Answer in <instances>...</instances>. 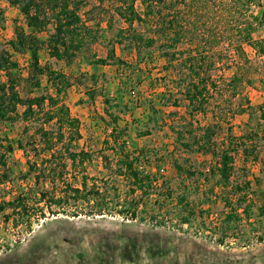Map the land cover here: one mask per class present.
<instances>
[{
	"label": "rangeland",
	"instance_id": "1",
	"mask_svg": "<svg viewBox=\"0 0 264 264\" xmlns=\"http://www.w3.org/2000/svg\"><path fill=\"white\" fill-rule=\"evenodd\" d=\"M82 2L79 14L98 36L90 51L102 58L103 43L113 40L115 30L122 24L112 13L113 0ZM223 10L216 4L208 15L212 18ZM249 12L261 20L251 30L252 40L263 39L264 2L251 6ZM209 22L204 35L216 30L223 39L207 53V60L213 61V65L207 64L210 69L206 71L214 88L206 95L205 111L192 117L182 99L185 70H179L180 57H163L162 52L171 49L164 48L163 41L149 27L135 29L143 37L153 38V45L140 49L138 55L122 48L126 43L115 45L116 55L122 61L118 64L88 65L80 54L65 65L54 61L41 47L38 64L61 71L69 82L61 100L70 116L78 121L76 150L90 155L84 163L85 174L95 179L100 188L99 180H114L112 152L116 143L110 137V127L101 121L107 119L97 93L102 91L109 100L108 111L116 113L118 126L126 130V136H119L117 142L124 141L132 151L144 150L149 157L156 154V162L152 161L155 165L148 171L156 174L161 199L166 190L171 192V198L158 207L152 202L157 196L150 197L132 220L107 211L95 216L83 212L71 215L68 212L73 207L67 203L56 207L54 216L44 213L42 219H35L32 211L27 215H10L3 205L8 198L17 194L31 198L34 191L49 188L48 184L35 187L31 175L26 174V159L33 158V150L40 153L34 128L43 121L42 117H33L0 123V137L10 140L12 145L6 157L7 178L0 184V264H264V224L256 211L264 195V126L255 110L264 100V57L243 44L248 63L242 72L244 80L234 90L229 89L226 81L238 63L233 53L235 39L227 37L229 33L220 23L216 25L212 19ZM16 25L24 26L18 10L0 0V49H7L6 43ZM46 35V31L38 34L39 40L44 42ZM185 44L178 45L176 50L187 48ZM9 54L17 63L15 89L22 100L51 93L44 75L33 77L27 54ZM90 90L95 92L92 102L86 96ZM21 110L18 107V112ZM214 123L218 126L211 138L215 147L229 146L234 150L230 184L248 183L243 205L250 206L249 219L240 216L239 222L227 228L221 224L227 212L223 191L218 187L210 191L215 181L207 172L213 159L192 143V138L201 134L202 126ZM16 141L23 149L15 146ZM182 143H191L190 148H183ZM244 146L253 149L255 160L243 156ZM174 163L180 170L173 167ZM67 179L74 184L71 175ZM115 186L121 193V182L115 179ZM56 192L59 194L58 189ZM179 194L194 212L189 224L180 222L182 209L174 202Z\"/></svg>",
	"mask_w": 264,
	"mask_h": 264
},
{
	"label": "trees",
	"instance_id": "2",
	"mask_svg": "<svg viewBox=\"0 0 264 264\" xmlns=\"http://www.w3.org/2000/svg\"><path fill=\"white\" fill-rule=\"evenodd\" d=\"M3 1L18 10L24 26H13L12 37L6 43L7 49H0V73L3 75L0 82V123L42 117L43 123L34 128L40 153L33 150L35 153L33 158L26 159V174L31 175L35 187L49 185L45 191H34L31 198L24 194L8 198L3 205L10 211V215H27L32 211L31 215L35 219L38 217L42 219L44 213L54 216L56 207L67 203L73 207L68 212L71 215L83 212L87 216H95L107 211L132 220L142 206H145L144 201L150 197L157 196L152 202L158 207H161L163 201L171 198V192L166 190L161 199L158 194L161 191L160 183L155 179L156 174L148 171L155 165L156 154L150 152L149 157L144 150L132 151L126 147L124 141L117 142L119 136H126V130L118 126L116 113L108 111L109 100L102 91L97 93L102 98L104 105L102 111L107 119L101 118V121L110 127V137H113L116 143L112 152L111 173L114 180H99L102 185L100 188L95 179L85 174L84 163L89 160L90 155L83 150H76L78 121L70 116L68 108L61 100L69 87V82L61 71L52 69L49 65L38 64L37 55L42 46L50 58L65 65H70L80 54L84 55L88 65L118 64L122 61L116 55L114 46L126 43L122 48L138 55L140 49L151 47L155 40L143 37L135 28L149 27L158 39L163 41V47L171 49V52L163 51V57L174 59L176 54L180 57L179 70H185L181 93L190 117L205 111L208 101L206 95L214 88V82L206 71L210 69L207 68V64L209 67L213 65V61L207 60L209 57L207 53L220 43L219 40L223 39V36L216 32L217 26L214 32L204 35L203 31L211 19L216 25L219 23L223 25L229 33L227 37L235 39L233 53L238 63L234 73L226 81L229 89L234 90L244 80L242 72L248 63L243 53V44L249 45L255 53L264 57V38L256 41L251 38V30L261 24V20L249 12L251 6H260L264 0H113L112 13L122 26L115 30L113 40L103 43L105 55L102 58L90 51V45L98 40V36L93 26H89L79 14L82 0ZM216 4L224 10L222 13L220 11L219 14L215 13L217 16L211 18L208 13ZM108 27L110 26H106ZM43 31H46L47 35L44 42H41L38 34ZM183 43L190 46L180 51L176 50V47ZM9 51L27 54L28 66L33 71V77L44 75L51 93L22 100L15 89L17 63L11 60ZM33 85L37 86L38 83L34 81ZM94 95L95 92L92 90L86 94L90 102ZM18 107L22 108L21 112H18ZM244 109L241 108L240 111ZM255 110L258 120L262 121L264 126V100ZM217 127L216 123L202 126L201 134L196 138L194 136L192 143L213 159L207 172L215 181L210 191L216 187L223 191L222 200L227 212L221 224L227 228L239 222L240 216L245 220L249 219L250 206L243 205L246 197L244 191L248 183L230 184L231 153L234 150L229 146L215 147L211 138ZM190 145L191 143L181 144L185 149H189ZM15 146L23 149L18 141L15 142ZM11 150L10 140L0 137V184L7 178L5 164L7 154ZM252 151L249 146L242 148L245 158L251 156L255 160L256 156ZM172 165L176 170H180L175 163ZM155 169L157 171L158 166H155ZM67 175L72 176L74 184L68 181ZM115 179L121 182V193L115 186ZM156 184L159 185V189H156ZM261 197L263 203L256 211L264 224V195ZM27 199L33 202L29 204L26 202ZM174 202L175 206L182 209L179 215L181 224H189L190 219L194 217L191 206L181 194L174 198Z\"/></svg>",
	"mask_w": 264,
	"mask_h": 264
}]
</instances>
